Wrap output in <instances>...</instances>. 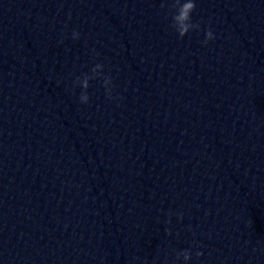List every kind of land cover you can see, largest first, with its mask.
<instances>
[{"label":"water","instance_id":"95a60500","mask_svg":"<svg viewBox=\"0 0 264 264\" xmlns=\"http://www.w3.org/2000/svg\"><path fill=\"white\" fill-rule=\"evenodd\" d=\"M171 4L0 0V264H264V168Z\"/></svg>","mask_w":264,"mask_h":264},{"label":"clouds","instance_id":"9594fccd","mask_svg":"<svg viewBox=\"0 0 264 264\" xmlns=\"http://www.w3.org/2000/svg\"><path fill=\"white\" fill-rule=\"evenodd\" d=\"M165 6H167V5H165ZM171 8L173 10L171 27L178 33V35L181 39L186 37L191 31L200 29L199 24L192 22V14L196 10L195 0H172ZM72 38L74 40H79L80 34L78 32H73ZM213 40H215V36H214L211 28H209L206 31V39L203 41V44L205 46H207V44ZM101 68H104V66L102 64H97L93 68V71H95V69H101ZM76 79L79 80L80 78L77 77ZM109 84L112 85L111 88L107 87V85H109ZM103 86L107 92L108 99L112 100L113 99L114 85L112 83V79L110 76H107L104 79ZM82 87H83V92L81 93V95L79 97L80 103L88 104L89 99H90L89 95L87 94V90L90 87V79L89 78H86L83 80ZM179 219L183 220V216L180 215ZM168 222L171 223V220H169ZM171 234H172L171 231L168 230V235H171ZM195 255L197 258H199V257H202L204 254H203V252L197 251L195 253ZM181 258L183 259L185 264H188V262L191 261V259H192L191 251L185 250L183 252L177 253V261H179Z\"/></svg>","mask_w":264,"mask_h":264}]
</instances>
